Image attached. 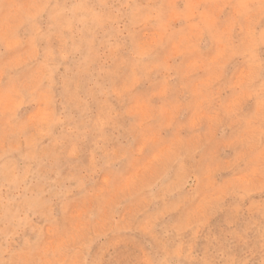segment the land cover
Here are the masks:
<instances>
[{
	"label": "rangeland",
	"instance_id": "1",
	"mask_svg": "<svg viewBox=\"0 0 264 264\" xmlns=\"http://www.w3.org/2000/svg\"><path fill=\"white\" fill-rule=\"evenodd\" d=\"M0 264H264V0H0Z\"/></svg>",
	"mask_w": 264,
	"mask_h": 264
}]
</instances>
